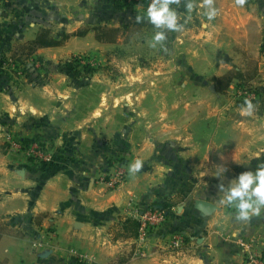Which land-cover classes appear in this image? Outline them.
<instances>
[{
    "label": "crops",
    "instance_id": "obj_1",
    "mask_svg": "<svg viewBox=\"0 0 264 264\" xmlns=\"http://www.w3.org/2000/svg\"><path fill=\"white\" fill-rule=\"evenodd\" d=\"M143 1L124 0L127 5L119 7L112 0H0L1 53L12 59L41 28L60 44L37 48L27 63L38 58L55 64L129 44L132 29L138 46L160 43L158 13L147 12ZM190 1L184 13L190 6L193 18L188 13L186 20H199L203 31L200 36L191 27L184 41L202 42L200 61L212 53L224 60L230 49L239 58L234 55L242 45L258 47L264 40V0ZM103 28L117 29L116 39L98 41ZM173 38L168 44L176 43ZM5 68L0 71V264H73L76 259L243 264L246 255L264 251V135L237 136L239 120L216 116L214 107L207 112L191 97L205 88L193 84V77L224 72L145 68L136 71L137 77H149L136 95L124 90L126 98L117 99L112 89L83 86L64 73L45 82L25 81ZM178 77L190 80L182 85ZM207 88L221 94L214 85ZM166 110L168 117L161 118ZM161 124L169 125L167 135L149 136ZM117 158L125 163L126 176L110 188L98 178ZM167 201L175 202L164 209ZM198 201L214 209L201 211ZM152 206H160L166 218L151 238L180 233L186 238L183 249L157 248L147 258L114 262L121 246L138 238L139 227L130 235L125 221L137 220L135 210Z\"/></svg>",
    "mask_w": 264,
    "mask_h": 264
},
{
    "label": "rangeland",
    "instance_id": "obj_2",
    "mask_svg": "<svg viewBox=\"0 0 264 264\" xmlns=\"http://www.w3.org/2000/svg\"><path fill=\"white\" fill-rule=\"evenodd\" d=\"M141 3L147 12L158 13L154 17L163 26L160 29L161 35L160 33L157 35L160 43L145 45V48L138 46L139 37H136L135 29H132L133 33L130 34V41L132 40V42L129 44L116 46L98 54H79L61 58L55 64L44 63L39 67H35L30 63H22L20 64L22 67L20 74L14 70L11 72L17 80H39L41 82L48 81L53 73H64L70 75V78L78 80L83 86L97 84L103 88L107 87L108 90L112 89V97L120 99L126 98L125 96L128 95L127 92L121 91L133 90L132 93H135L136 89L142 87L146 82L145 80L149 78L143 75L137 77L136 71L138 70L142 71L145 68L149 70L156 68L171 69L173 67L189 69L191 66L195 70L217 68L220 70L219 73L224 72L223 75L192 78L193 84H201L202 82L205 85L203 91L194 92L192 96L190 95L193 100H196L194 102H203L207 112L216 108V116H222L229 122L239 120L241 125L236 126L237 136H255V132H260L258 136L264 135V40L258 47L247 44L242 45L241 50L236 53L237 55H234L239 58H233V50L230 49L226 51L224 60H220L219 55L216 56V53H212V56H208V60L203 58L204 61H200L201 49L199 48L204 46L201 44L202 42L192 45L185 44L184 41L191 36L189 32L191 27V29H196L197 35H200L203 31L199 20L194 21V19H191V23L186 20L188 13V19L193 18L190 6L188 12L184 13V10L191 4L190 0H144ZM159 9H161L160 12H157ZM249 30L251 34H255L252 31L256 29L251 28ZM172 38L174 39L173 42L176 41V43L168 44ZM179 38L180 40H177ZM190 50L195 51V55ZM20 52L19 48L14 50L15 55H19ZM37 63L40 64L41 62L38 61ZM223 76L230 77L229 85L220 91L221 94L210 92L207 86H221L216 85L218 84L216 79ZM189 80V77L176 78L177 83L182 85ZM137 81L139 84H137ZM182 95L185 99H189L188 94ZM133 96L134 94L130 96V99H134ZM168 115L166 110L165 115L161 118H166ZM177 122H179L178 119ZM168 131L169 125L161 124L159 127L154 128V131L151 130L149 136H153V134L157 136L158 133L165 136ZM178 199L180 201L182 198ZM174 202L167 201V205L174 204ZM151 235H153V232L146 234L143 238H134L130 243H124L120 250L123 253H119L113 261L120 263L134 258H143V253L146 254L144 258H147L151 256L152 249L157 248L162 249L164 253L170 252L166 247L170 236H164L160 239L161 241H158L157 237L152 236L151 238Z\"/></svg>",
    "mask_w": 264,
    "mask_h": 264
},
{
    "label": "built area",
    "instance_id": "obj_3",
    "mask_svg": "<svg viewBox=\"0 0 264 264\" xmlns=\"http://www.w3.org/2000/svg\"><path fill=\"white\" fill-rule=\"evenodd\" d=\"M124 1V0H120ZM31 62L33 66H41L39 63ZM10 71H15L18 74L21 72V65L17 66L12 59H7L4 64ZM17 147L22 146L21 143L16 144ZM33 155H36L33 150ZM39 155V154H38ZM111 164L100 174L98 181L106 184L110 188H115L120 185L126 176L125 163L120 158L111 160ZM137 221L139 222L138 238H143L146 234L152 233L165 221L166 214L163 209L159 207H149L141 211L135 210ZM186 244V238L180 233L171 235L168 238L167 248L171 252L181 251ZM146 254H142V257ZM243 264H264V251L254 252L245 256Z\"/></svg>",
    "mask_w": 264,
    "mask_h": 264
},
{
    "label": "trees",
    "instance_id": "obj_4",
    "mask_svg": "<svg viewBox=\"0 0 264 264\" xmlns=\"http://www.w3.org/2000/svg\"><path fill=\"white\" fill-rule=\"evenodd\" d=\"M117 6L119 7H122V6H125L127 5V2H123V1H120V0H112ZM30 17L32 15H29ZM21 25H23V21H20L18 23V27H20ZM2 29H0L1 31ZM9 31H13L12 28L11 30ZM99 32L96 33V39L98 41H103V42H109V41H114L117 37V34H118V30L115 29V28H103V29H100L98 30ZM77 35H81L82 31H78L76 32ZM68 37V35H65L64 36V39H66ZM60 44V41H57L55 40L53 37L50 36V30L48 28H41L39 30V32L37 33L36 37L30 41L28 44L26 45H23L20 47V53L19 55H12V60L14 61V63L19 66L20 64L22 63H27L26 60H28V58L30 56H32V54L34 53V51L37 49V48H40V47H50V46H56V45H59ZM6 57L5 55H3L1 53V50H0V71H5L7 70L5 67V62H6ZM36 61H39L41 62L40 65L42 66L44 63L39 60L38 58H35L32 62H36ZM75 62V61H74ZM76 63V62H75ZM77 64V63H76ZM43 68V67H41ZM75 72V71H74ZM76 73V72H75ZM216 82L218 84H216L217 86L218 85H221V86H218L216 87L218 91H222L226 86L229 85L230 83V77L228 76H223L219 79H216ZM223 84V85H222ZM167 203H163L162 204V207L164 209H166L167 207ZM138 227H139V222L135 219H128L127 221H125L124 223V229L130 234V235H136L137 234V230H138ZM73 264H84L81 260H78L76 259V262L73 263Z\"/></svg>",
    "mask_w": 264,
    "mask_h": 264
},
{
    "label": "water",
    "instance_id": "obj_5",
    "mask_svg": "<svg viewBox=\"0 0 264 264\" xmlns=\"http://www.w3.org/2000/svg\"><path fill=\"white\" fill-rule=\"evenodd\" d=\"M158 207L161 208L160 206ZM197 208L201 211L211 212L214 209V206L208 202L198 201Z\"/></svg>",
    "mask_w": 264,
    "mask_h": 264
}]
</instances>
